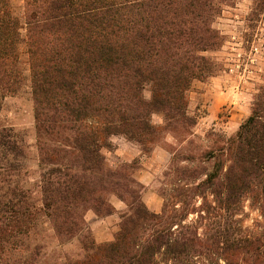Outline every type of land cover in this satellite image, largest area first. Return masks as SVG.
Wrapping results in <instances>:
<instances>
[{"label": "trees", "instance_id": "1", "mask_svg": "<svg viewBox=\"0 0 264 264\" xmlns=\"http://www.w3.org/2000/svg\"><path fill=\"white\" fill-rule=\"evenodd\" d=\"M14 1L0 0V113L23 80L24 45L38 177L28 181L23 140L0 127V264H47L46 225L61 245L81 241L68 264H264V85L237 132L211 131L205 146L188 113L193 82L218 70L216 21L231 0H21L20 15ZM114 135L146 153L175 140L160 212L143 200L137 161L107 164ZM111 195L126 209L97 243L85 216L114 214ZM245 200L255 227L237 218Z\"/></svg>", "mask_w": 264, "mask_h": 264}, {"label": "rangeland", "instance_id": "2", "mask_svg": "<svg viewBox=\"0 0 264 264\" xmlns=\"http://www.w3.org/2000/svg\"><path fill=\"white\" fill-rule=\"evenodd\" d=\"M12 5L20 15L21 0H15ZM216 27L225 36L223 47L210 55L217 61L218 70L214 76L195 80L189 91L188 113L197 118L192 139L198 146L208 144L206 137L211 131L227 137L234 135L250 115L258 88L264 85V9L257 10L254 0H231L217 19ZM21 51L24 77L17 93L3 102L0 127L13 128L23 140L28 181L34 184L38 177L34 106L24 45H21ZM145 95L149 98L150 92L146 90ZM153 122L161 125L163 119L154 115ZM109 141L111 147L104 150L107 164L117 169L137 161L134 174L144 186L143 200L151 211L160 212L163 174L171 159L166 144H173L175 140L166 135V139L148 153L120 135L111 136ZM109 199L116 208L114 214L98 217L88 211L85 216L91 236L97 243L114 239L120 214L126 209L124 202L116 196L111 195ZM237 218L245 227H255L261 221L259 212L251 207L248 200L244 201ZM38 240L44 246L43 252L49 260L47 264H68L69 258H76L82 253L79 239L61 245L47 225Z\"/></svg>", "mask_w": 264, "mask_h": 264}]
</instances>
